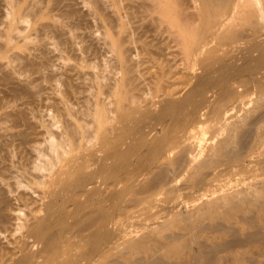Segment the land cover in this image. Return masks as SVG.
Masks as SVG:
<instances>
[{
	"label": "bare ground",
	"instance_id": "6f19581e",
	"mask_svg": "<svg viewBox=\"0 0 264 264\" xmlns=\"http://www.w3.org/2000/svg\"><path fill=\"white\" fill-rule=\"evenodd\" d=\"M0 3V264H264V0ZM89 16L110 70L64 55Z\"/></svg>",
	"mask_w": 264,
	"mask_h": 264
},
{
	"label": "rangeland",
	"instance_id": "374dc122",
	"mask_svg": "<svg viewBox=\"0 0 264 264\" xmlns=\"http://www.w3.org/2000/svg\"><path fill=\"white\" fill-rule=\"evenodd\" d=\"M80 7L83 10V12L85 11L84 12L85 14L88 12L89 8H87V6L80 5ZM5 11H6V8L3 7L0 3V31L3 30L5 27V23H4L6 21ZM87 18H88L86 20L87 22H85V23L83 22L81 24V26L78 27V28H80L77 30L78 32L77 31L75 32L77 35V42L74 45V51L71 53L67 52L64 55H66L67 58L69 57L71 62H75V60L77 58L86 60L89 63V65L90 64L92 65V67H87L86 70L88 72L99 71L98 68L102 67V66L104 68L106 64H108L107 69L110 70L109 66H112L114 64V55H113V52H112L110 46L107 44V41L104 40L105 39V36H104V31H105L104 24L105 23L101 19L95 20V18H91L90 16ZM19 26L21 29H23V28L27 27V24H20ZM1 27L3 29H1ZM93 33H94V35H93ZM24 34L25 33L22 32V34L20 33V35H19V32L18 33L16 32L15 40L20 42V40L23 39ZM89 44H93L94 47L97 49L95 51L88 49ZM49 46H50V50H51V53H50L51 56H55L56 54H59V52L55 49L54 46H52V45H49ZM52 50H53V52H52ZM55 63L57 64L58 67H60L62 60H60V61L58 60ZM55 69L58 71L60 68H55ZM239 95H240L239 96V100H240L239 103L241 104V102H243V101L244 102H250L249 106L254 102V100L256 98V95L253 93V91H251V92L241 91L239 93ZM51 101L52 100H47V101H45L44 104L51 105V103H52ZM40 112H41V115L43 114L42 117H43V119H45V121L47 123L48 122L50 123L51 121H53L52 118H53L54 114L56 115V112L54 111L53 108H49V110H45L44 108H42ZM58 125H60V124H58ZM54 128L56 129L57 127L55 126ZM205 131L206 132H205L204 136H206V138L211 137L212 129L207 128ZM253 173L254 172H247V173H242V175H237V176L231 175L230 176L231 178L228 181H226V184L230 185L231 187L237 186L241 181H244V180L248 181V179H251V177L253 176ZM172 176H173V174H172ZM224 178L225 177H223L222 179H224ZM183 183H184L183 180L179 181L180 190L177 191L176 193H174V195L176 197L175 202L176 203L178 202L181 204V207H182L181 209H182L183 213H185L191 209L192 202L196 198V196L199 194H202V193H206V191L198 192V193L194 194V193H192L194 191H191L190 189H183L181 187V186H183L182 185ZM172 195L173 194H170V195H168V197H170ZM166 196H167V194H164V195L161 194L159 197H162L164 199V197H166ZM163 201L161 203L162 205L165 204ZM162 207H164V206H161L160 208L163 209ZM25 210H26V212H24ZM19 213H23V215L19 214ZM26 215H28V209L27 208H24L23 211L18 212L16 218L12 221V230L13 231L12 232L9 231V232L3 234L2 239L5 243H7L9 239L13 238V235H11L10 233L15 234L14 237L20 236V232H15V229H17L19 227L18 224H21L24 221V219L26 218ZM143 219H144V221H143ZM146 223L147 224L149 223V219L147 218L146 215H142V217H140V219H138L135 222V224L131 223V225L128 226V229L137 231V230H140L141 228H143Z\"/></svg>",
	"mask_w": 264,
	"mask_h": 264
}]
</instances>
